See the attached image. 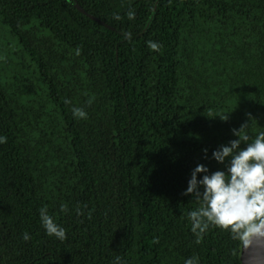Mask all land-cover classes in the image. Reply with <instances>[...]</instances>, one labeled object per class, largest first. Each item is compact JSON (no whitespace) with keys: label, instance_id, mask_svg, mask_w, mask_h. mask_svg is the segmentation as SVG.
<instances>
[{"label":"trees","instance_id":"trees-1","mask_svg":"<svg viewBox=\"0 0 264 264\" xmlns=\"http://www.w3.org/2000/svg\"><path fill=\"white\" fill-rule=\"evenodd\" d=\"M241 125L264 132V0H0V264H241L183 195Z\"/></svg>","mask_w":264,"mask_h":264},{"label":"clouds","instance_id":"clouds-1","mask_svg":"<svg viewBox=\"0 0 264 264\" xmlns=\"http://www.w3.org/2000/svg\"><path fill=\"white\" fill-rule=\"evenodd\" d=\"M128 17L132 19L134 14L129 12ZM148 43L154 51L161 47L152 41ZM73 112L79 118H86L82 109L76 108ZM246 127L247 125H241L238 130L233 129V135L238 139L213 152V158L220 164L231 158L226 172L216 171L208 175L205 166L197 165L191 174L187 191L183 195H193L200 202V206L189 213L197 243H200L210 225L230 229L233 236L242 241L264 238V132L248 142L249 137L244 131ZM241 142L247 143L243 149H240ZM0 143H6V137H0ZM200 173L205 175L198 180L197 175ZM60 210L66 212L67 205H62ZM77 214L83 213L78 209ZM40 218L49 236H55L59 240L66 239V230L48 214L47 207L40 209ZM23 239L27 241L30 236L24 233ZM185 264H197V258L192 257Z\"/></svg>","mask_w":264,"mask_h":264},{"label":"water","instance_id":"water-1","mask_svg":"<svg viewBox=\"0 0 264 264\" xmlns=\"http://www.w3.org/2000/svg\"><path fill=\"white\" fill-rule=\"evenodd\" d=\"M75 1V0H74ZM76 9L82 14L86 15L93 21L98 22L102 26L113 29L108 26L106 23L94 17L93 15L87 14L77 2H75ZM239 259L241 264H264V238H252L240 240L239 242Z\"/></svg>","mask_w":264,"mask_h":264}]
</instances>
